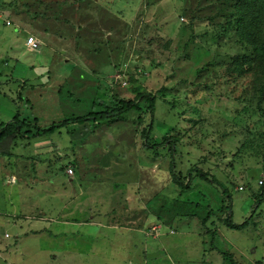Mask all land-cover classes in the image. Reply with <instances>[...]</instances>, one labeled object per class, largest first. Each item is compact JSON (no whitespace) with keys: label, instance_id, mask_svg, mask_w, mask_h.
<instances>
[{"label":"rangeland","instance_id":"rangeland-1","mask_svg":"<svg viewBox=\"0 0 264 264\" xmlns=\"http://www.w3.org/2000/svg\"><path fill=\"white\" fill-rule=\"evenodd\" d=\"M230 5L259 13L252 52L228 27ZM238 5L0 0L10 23L0 20V100L12 116L44 129L114 109L136 90L154 99L148 145H158L142 147L143 103L107 122L68 125L46 144L0 143V213L18 216L0 223V264H228L224 253L264 264V0ZM30 36L38 51L21 46ZM15 62L26 71L9 83ZM8 112L0 102L1 123ZM170 164L188 191L172 182ZM228 216L246 225L227 229Z\"/></svg>","mask_w":264,"mask_h":264},{"label":"trees","instance_id":"trees-1","mask_svg":"<svg viewBox=\"0 0 264 264\" xmlns=\"http://www.w3.org/2000/svg\"><path fill=\"white\" fill-rule=\"evenodd\" d=\"M243 0H234V2L238 5L241 4ZM262 14V13H261ZM258 12H254L252 10H249L246 8V6L238 5L237 8L230 5V12L227 13L228 17V27L234 31V33L237 35V37L240 40H244L247 46L250 47L251 52L255 50L257 47L255 42L252 41V38H255L257 36V26H258ZM261 50L260 53L264 56V42L261 44ZM135 88L131 87V91H133ZM135 93V96L131 100H117L115 101V104L117 105L116 108L111 110H103L102 112L98 113H89L87 116L84 117H77L72 118L69 120H64L62 122H59L57 124H51L49 127L44 129H38L36 126L32 127L33 125H36L35 120H32L31 122L20 119L18 114L16 113L14 117L7 123L0 125V143H3L5 141L8 142H15L16 140H25L30 141L37 138H42L50 135L51 133H54L58 131L61 128H64L68 125H82L83 123H86L87 121H91L93 123H103L110 121L111 119H117L126 114L129 111H138V105L141 103L145 104L146 109H148V113L150 114L149 123L148 125L141 130L140 137L142 139V147L148 149H156L158 147L157 144H153L152 146L148 145L149 141V133L151 131V122H152V110H153V103L154 99L152 96L144 93H137L136 90L133 91ZM166 142V141H165ZM170 151V149H169ZM171 152V151H170ZM170 174H171V180L181 191H188L187 186H181V183L177 179V177L174 176L172 173V165L170 164ZM191 174V171L187 172V175ZM196 177H199L201 180L210 181L212 184L217 185L216 181L214 179H207L208 177L200 172L199 170H195L194 172ZM229 213V206L222 207L219 210V213ZM213 216V213L210 211H207L205 214V217L203 219L199 220L200 226H204V224L207 222V220ZM193 216L188 215L187 218H192ZM223 225L230 230H240L242 227L246 225V223L235 225L231 222L230 216L225 217L223 219ZM205 233H208L207 231ZM221 258L225 260L228 264H235L232 258V255L230 254H220Z\"/></svg>","mask_w":264,"mask_h":264},{"label":"crops","instance_id":"crops-1","mask_svg":"<svg viewBox=\"0 0 264 264\" xmlns=\"http://www.w3.org/2000/svg\"><path fill=\"white\" fill-rule=\"evenodd\" d=\"M0 37H2V36H0ZM23 40H25V39H23ZM21 41V46L23 47V49L26 51V52H31V51H29L25 46H24V44H22V43H24V41ZM34 40L37 42V40L34 38ZM36 51H38V49L36 50ZM33 52H35V51H33ZM1 59H4V57H1ZM7 61L4 59V64L6 63ZM0 64H1V62H0ZM9 71V69L8 70H6V75H5V77H3V80H7L9 83H13V82H16V81H19V80H23V78H24V73H25V71H26V67H20L16 62L10 67V71ZM114 72V71H113ZM1 70H0V79H2V77H1ZM7 73H8V75H7ZM10 74V75H9ZM8 82H6V85L7 84H9ZM22 86H24L25 84L24 83H22L21 84ZM2 87H4V86H2ZM14 87H17V89H19V88H21V86H19V83H18V85L17 86H14ZM14 89H16V88H14ZM15 91V90H14ZM8 92H10V91H8ZM0 94H3L2 96H7L4 92H1L0 91ZM4 98V97H3ZM19 99V98H18ZM20 100V99H19ZM3 100H0V102H1V104H3V106L4 107H6L7 108V111H9L8 113H7V116H5L8 120V122L14 117V116H12L11 115V111L9 110V107H11V105L9 106V102L8 103H6V102H2ZM10 102H13V99L11 98L10 100H9ZM9 106V107H8ZM16 114V113H15ZM14 114V115H15ZM7 123V122H6ZM1 124H3V123H1L0 122V125ZM82 125H85V124H82ZM82 125H77V126H82ZM71 126H73V125H71ZM67 127V126H66ZM57 132V131H56ZM40 140H41V138H37V139H33L32 141H34V142H36V143H38V145H41V144H46V143H48V142H40ZM40 142V143H39ZM67 176V175H66ZM67 177H69V176H67ZM13 179H14V177H12ZM9 178H7V180H8ZM7 180H6V183H7ZM14 181H15V179H14ZM14 181H13V183H7L9 186L10 185H14ZM6 184V185H7ZM0 217H3V218H5V219H2V218H0V223H5V224H13V221L12 220H16V219H18V216H10L9 217V219H8V217L6 216V215H2V213H0ZM38 224L36 223L34 226L35 227H33L32 225H29L28 226V229H30V233H35V232H37L38 230L37 229H39V228H37L38 226H37Z\"/></svg>","mask_w":264,"mask_h":264},{"label":"built area","instance_id":"built-area-1","mask_svg":"<svg viewBox=\"0 0 264 264\" xmlns=\"http://www.w3.org/2000/svg\"><path fill=\"white\" fill-rule=\"evenodd\" d=\"M3 18H2V16H1V14H0V20L2 21V24L4 25V26H9L10 25V23L8 22V21H6V20H2ZM24 46L29 50V51H31V52H33V51H36L37 49H38V44H37V42L34 40V38L33 37H27L25 40H24ZM65 174L67 175V176H70V175H72V169L71 168H67L66 169V171H65ZM13 181H14V179L12 178V177H10L8 180H7V183H13ZM3 238L4 239H6L7 238V235L6 234H4L3 235Z\"/></svg>","mask_w":264,"mask_h":264}]
</instances>
